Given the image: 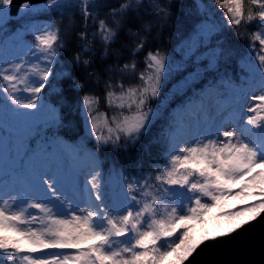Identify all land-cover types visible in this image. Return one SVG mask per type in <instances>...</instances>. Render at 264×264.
I'll use <instances>...</instances> for the list:
<instances>
[{
    "label": "snow or ice",
    "instance_id": "6c2138e0",
    "mask_svg": "<svg viewBox=\"0 0 264 264\" xmlns=\"http://www.w3.org/2000/svg\"><path fill=\"white\" fill-rule=\"evenodd\" d=\"M173 3L24 0L12 13L0 0V143L15 165L0 178V264H186L264 214V0H192L180 63L163 47ZM47 12L59 22L35 23ZM65 107L82 118L71 139ZM249 195L227 213L248 219L192 235Z\"/></svg>",
    "mask_w": 264,
    "mask_h": 264
},
{
    "label": "water",
    "instance_id": "95a60500",
    "mask_svg": "<svg viewBox=\"0 0 264 264\" xmlns=\"http://www.w3.org/2000/svg\"><path fill=\"white\" fill-rule=\"evenodd\" d=\"M23 2L13 0L12 12L16 13ZM186 264H264V214L235 233L205 241Z\"/></svg>",
    "mask_w": 264,
    "mask_h": 264
},
{
    "label": "trees",
    "instance_id": "16d2710c",
    "mask_svg": "<svg viewBox=\"0 0 264 264\" xmlns=\"http://www.w3.org/2000/svg\"><path fill=\"white\" fill-rule=\"evenodd\" d=\"M192 0H174L173 3V11L175 13V16L172 20H169L167 23V27L165 29L164 35L168 38V42L163 45V47L171 49V51L175 54V56H178L179 50H178V44L181 40L185 38L186 35H188L190 32L187 31L186 26L189 24V21L193 17H187L184 15V9L187 8L191 4ZM58 13L50 12L43 14L41 17L42 19L49 20H58ZM190 35V34H189ZM67 56V54H66ZM185 66L188 68H196L198 65L196 64L195 60H186ZM230 71H238L239 69L235 65L229 66ZM202 75H205L206 79H212L211 75H206L203 73ZM73 75L77 76L79 78L80 73L78 71H74ZM165 95L169 96V92H165L166 90H163ZM173 99L170 101L169 104H173ZM167 104V103H166ZM64 113V127H61L59 130V135L63 137L64 139H71L72 137L77 136L80 133V124H81V117L78 116L73 110L65 107L63 109ZM156 131V129L154 128ZM136 149H133V152H135ZM102 157H113L111 159H115L118 162L127 163V160L124 159V153H120L119 155L112 154V153H105L101 152ZM9 169H4L0 165V178H3L5 175L9 173ZM222 224L225 222L222 221Z\"/></svg>",
    "mask_w": 264,
    "mask_h": 264
},
{
    "label": "rangeland",
    "instance_id": "374dc122",
    "mask_svg": "<svg viewBox=\"0 0 264 264\" xmlns=\"http://www.w3.org/2000/svg\"><path fill=\"white\" fill-rule=\"evenodd\" d=\"M44 3H41V4H33V5H43ZM35 23H38V24H43L44 22H41V21H39V20H36L35 21ZM0 151H1V143H0ZM2 154H1V152H0V160H2ZM244 197L245 196H237V197H235V198H237V203H236V207H238V206H242V205H244V204H246V203H248V201H246L245 199H244ZM248 218V215L247 214H245L242 218H232L231 220H230V223H236V220H238L239 222L240 221H242V220H244V219H247ZM195 229V228H194ZM195 232H196V229H195ZM194 232V233H195ZM211 230H208V228L206 227L205 229H203L201 232H199L198 234H197V236H196V239H202L203 237H205V236H208V235H210L211 234ZM213 233V232H212ZM173 255H175V254H173Z\"/></svg>",
    "mask_w": 264,
    "mask_h": 264
}]
</instances>
